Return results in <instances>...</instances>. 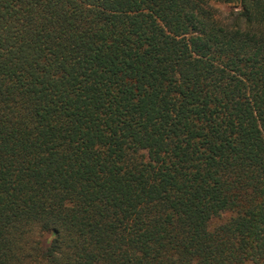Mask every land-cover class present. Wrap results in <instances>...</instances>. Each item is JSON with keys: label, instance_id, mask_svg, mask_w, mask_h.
I'll use <instances>...</instances> for the list:
<instances>
[{"label": "trees", "instance_id": "trees-1", "mask_svg": "<svg viewBox=\"0 0 264 264\" xmlns=\"http://www.w3.org/2000/svg\"><path fill=\"white\" fill-rule=\"evenodd\" d=\"M0 264H264V0H0Z\"/></svg>", "mask_w": 264, "mask_h": 264}, {"label": "rangeland", "instance_id": "rangeland-1", "mask_svg": "<svg viewBox=\"0 0 264 264\" xmlns=\"http://www.w3.org/2000/svg\"><path fill=\"white\" fill-rule=\"evenodd\" d=\"M213 4H214V6L222 9L225 12H228V11L235 9V6L232 4H222V3H215V2Z\"/></svg>", "mask_w": 264, "mask_h": 264}]
</instances>
